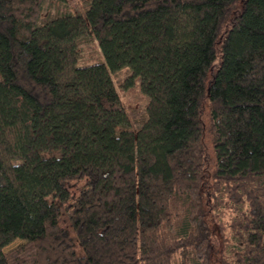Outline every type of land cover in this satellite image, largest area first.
Listing matches in <instances>:
<instances>
[{
    "label": "trees",
    "instance_id": "trees-1",
    "mask_svg": "<svg viewBox=\"0 0 264 264\" xmlns=\"http://www.w3.org/2000/svg\"><path fill=\"white\" fill-rule=\"evenodd\" d=\"M44 1L0 0V264H264V0Z\"/></svg>",
    "mask_w": 264,
    "mask_h": 264
},
{
    "label": "rangeland",
    "instance_id": "rangeland-1",
    "mask_svg": "<svg viewBox=\"0 0 264 264\" xmlns=\"http://www.w3.org/2000/svg\"><path fill=\"white\" fill-rule=\"evenodd\" d=\"M89 0H66L68 7L74 11H84L85 4ZM56 12L55 6L51 0H45L42 12V20L52 17ZM41 20V21H42ZM82 46V53H81V60L83 61H90V60H99L100 59V52L99 49L96 48L95 41L85 40L81 43ZM129 74L128 68H123L115 73H113L114 81L118 84L121 80H123ZM121 95L126 102L127 108L130 112L142 111L145 107L146 96L142 93L137 83L133 84L129 88L121 90ZM204 119L206 122V143L208 146V150L210 153L209 159V167L212 169L214 157L212 154V147H211V135L209 131L208 119L204 115ZM132 125L134 127L138 126V120H132ZM68 189L71 193L70 202L74 205H84L88 202L89 194L91 192V185L87 178L84 179H77L71 180L68 182ZM22 239H17L9 244L4 250L10 249L20 243H22Z\"/></svg>",
    "mask_w": 264,
    "mask_h": 264
}]
</instances>
